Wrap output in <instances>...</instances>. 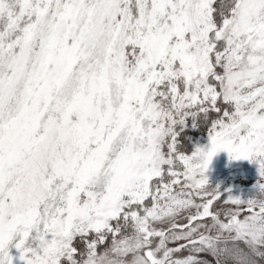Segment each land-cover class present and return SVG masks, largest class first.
I'll return each mask as SVG.
<instances>
[{"label":"snow or ice","instance_id":"snow-or-ice-1","mask_svg":"<svg viewBox=\"0 0 264 264\" xmlns=\"http://www.w3.org/2000/svg\"><path fill=\"white\" fill-rule=\"evenodd\" d=\"M208 257L264 264V0H0V264Z\"/></svg>","mask_w":264,"mask_h":264},{"label":"trees","instance_id":"trees-1","mask_svg":"<svg viewBox=\"0 0 264 264\" xmlns=\"http://www.w3.org/2000/svg\"><path fill=\"white\" fill-rule=\"evenodd\" d=\"M201 134H203V133L202 132L201 133H199V132H191L190 133V135H192L194 139L199 140V142L202 145H206L207 144V138L205 136H202ZM223 153H224L223 151L220 152L219 154L217 153L216 156L217 155L221 156V154H223ZM214 167L216 169L215 172L209 170L211 168V166H210L207 170V173H205L208 176L207 177L208 182L217 179V177L219 175H223V174L228 175L229 171L231 173V171L233 172V170H234L235 173L233 175H235L236 180L245 179L248 181V184H245L244 186H249L250 192L247 190V195H251V190H252L253 185L255 184L256 179H257L256 165L254 162H249L247 160H229L228 154H226L224 156L223 162L215 164ZM231 186L233 188L235 187V185H232V184H231ZM246 189H247V187L245 188V190ZM209 260L212 261V258L209 257ZM212 264H214V261H212Z\"/></svg>","mask_w":264,"mask_h":264},{"label":"rangeland","instance_id":"rangeland-1","mask_svg":"<svg viewBox=\"0 0 264 264\" xmlns=\"http://www.w3.org/2000/svg\"><path fill=\"white\" fill-rule=\"evenodd\" d=\"M222 152V151H221ZM220 153V152H219ZM218 153V154H219ZM227 153L224 152L223 154H221V156H214L212 158V161L209 165V167L211 166V168L209 170L215 172L216 169H215V164H218V163H221L223 162L224 160V156L226 155ZM214 164V165H213ZM213 165V166H212ZM218 167V166H217ZM216 167V168H217ZM207 173V172H206ZM235 173V171L233 170V172L229 171L228 175H219L217 177V179L213 180V181H210L208 182V186L209 187H212V188H216L218 186L219 188V191L221 193V196L225 199H227L228 195H229V192L231 193V195L233 197H240L241 199H245L247 197H249L250 195H247V190L250 192V188L249 186H244L245 184H248V181L245 180V179H241V180H236L235 178V175H233ZM207 176V175H206ZM208 177V176H207ZM232 185H235V187L233 188ZM247 187V189L245 190V188ZM252 191V190H251ZM230 205H224L221 202H217L214 207H213V211H216L217 209L219 208H222V207H229ZM180 222H183L182 220ZM186 253H180L178 255H185ZM209 259V257H208Z\"/></svg>","mask_w":264,"mask_h":264}]
</instances>
